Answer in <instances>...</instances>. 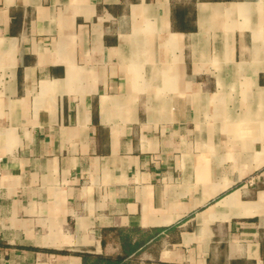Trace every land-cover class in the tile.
<instances>
[{"label":"crops","instance_id":"0c3cea01","mask_svg":"<svg viewBox=\"0 0 264 264\" xmlns=\"http://www.w3.org/2000/svg\"><path fill=\"white\" fill-rule=\"evenodd\" d=\"M0 264H264V0H0Z\"/></svg>","mask_w":264,"mask_h":264},{"label":"trees","instance_id":"16d2710c","mask_svg":"<svg viewBox=\"0 0 264 264\" xmlns=\"http://www.w3.org/2000/svg\"><path fill=\"white\" fill-rule=\"evenodd\" d=\"M79 255L83 257V264H115L118 260L111 255H99L88 251L79 252Z\"/></svg>","mask_w":264,"mask_h":264},{"label":"built area","instance_id":"2783aa9c","mask_svg":"<svg viewBox=\"0 0 264 264\" xmlns=\"http://www.w3.org/2000/svg\"><path fill=\"white\" fill-rule=\"evenodd\" d=\"M3 162H4V156L2 155L1 150H0V180L2 178Z\"/></svg>","mask_w":264,"mask_h":264}]
</instances>
